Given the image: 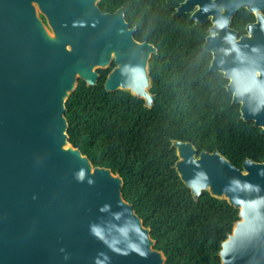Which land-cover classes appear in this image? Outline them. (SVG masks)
<instances>
[{
    "label": "water",
    "instance_id": "1",
    "mask_svg": "<svg viewBox=\"0 0 264 264\" xmlns=\"http://www.w3.org/2000/svg\"><path fill=\"white\" fill-rule=\"evenodd\" d=\"M100 0H0V264H166L150 228L122 194V178L93 166L68 141L65 103L78 80L123 90L152 108L154 44L134 38L123 8ZM240 10L255 17L231 27ZM264 0H182L172 16L210 23L209 71L227 79L240 118L264 135ZM222 25V26H219ZM173 165L197 201L202 192L235 208L220 264H264V163L241 168L218 150L171 140ZM95 229V231H93Z\"/></svg>",
    "mask_w": 264,
    "mask_h": 264
},
{
    "label": "trees",
    "instance_id": "2",
    "mask_svg": "<svg viewBox=\"0 0 264 264\" xmlns=\"http://www.w3.org/2000/svg\"><path fill=\"white\" fill-rule=\"evenodd\" d=\"M181 1L98 2L102 12L122 7L136 27L134 38L156 47L149 62L155 100L147 108L128 92L106 91L104 74L92 86L79 79L65 103L68 141L93 166L119 174L124 198L150 228L166 264H220V243L238 211L205 191L192 198L173 167L171 140L190 141L198 152L218 150L241 168L246 158L264 163V135L240 118L222 73L209 71L211 54L203 42L210 23L172 16ZM253 19L240 10L231 26L243 33Z\"/></svg>",
    "mask_w": 264,
    "mask_h": 264
},
{
    "label": "flooded vegetation",
    "instance_id": "3",
    "mask_svg": "<svg viewBox=\"0 0 264 264\" xmlns=\"http://www.w3.org/2000/svg\"><path fill=\"white\" fill-rule=\"evenodd\" d=\"M262 13H264V10H263ZM252 15H253V14H252ZM253 17H254V15H253ZM254 20H255V17H254V19H253L252 21L247 22V23L245 24V26H246L247 24H249V23L254 22ZM245 26H244V32H243V33H239V32L235 29V30L238 32V35H239V36L245 33ZM231 27H232V26H231ZM232 28H233V27H232ZM113 66H114V61H111L110 64H109L105 69H97L98 76H97L96 83H97V81H98L99 79H101V76H102L103 74H104V80H103V83H104L105 78H106L108 72L111 70V68H112ZM104 71H105V73H104ZM251 122H252V121H251ZM252 125H253V122H252Z\"/></svg>",
    "mask_w": 264,
    "mask_h": 264
},
{
    "label": "snow or ice",
    "instance_id": "4",
    "mask_svg": "<svg viewBox=\"0 0 264 264\" xmlns=\"http://www.w3.org/2000/svg\"><path fill=\"white\" fill-rule=\"evenodd\" d=\"M93 231H95V229H93Z\"/></svg>",
    "mask_w": 264,
    "mask_h": 264
},
{
    "label": "clouds",
    "instance_id": "5",
    "mask_svg": "<svg viewBox=\"0 0 264 264\" xmlns=\"http://www.w3.org/2000/svg\"><path fill=\"white\" fill-rule=\"evenodd\" d=\"M219 26H222V25H219Z\"/></svg>",
    "mask_w": 264,
    "mask_h": 264
}]
</instances>
